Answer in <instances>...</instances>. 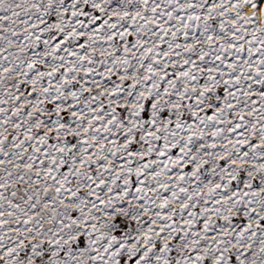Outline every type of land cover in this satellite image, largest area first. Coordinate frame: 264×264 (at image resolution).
I'll list each match as a JSON object with an SVG mask.
<instances>
[{"label":"snow or ice","instance_id":"obj_1","mask_svg":"<svg viewBox=\"0 0 264 264\" xmlns=\"http://www.w3.org/2000/svg\"><path fill=\"white\" fill-rule=\"evenodd\" d=\"M0 264H264V0H0Z\"/></svg>","mask_w":264,"mask_h":264}]
</instances>
